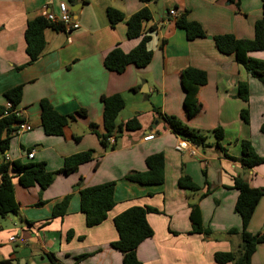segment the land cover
<instances>
[{
    "label": "crops",
    "instance_id": "0c3cea01",
    "mask_svg": "<svg viewBox=\"0 0 264 264\" xmlns=\"http://www.w3.org/2000/svg\"><path fill=\"white\" fill-rule=\"evenodd\" d=\"M60 2L67 3L79 28H46L45 49L29 63L28 21L44 11L59 16ZM110 7L121 11L125 19L112 25L107 16ZM145 7L152 13L145 23L152 61L145 67L130 64L121 73L108 70L105 57L115 46L128 52L139 44L140 38L127 37L126 20ZM172 8L180 14L187 11V19L199 22L207 36L189 40L177 26V18L169 14ZM263 16L262 0H0V107L8 102L7 90L23 85L18 111L31 126L14 133L8 150L11 160L43 161L48 170L59 171L72 154L92 150L94 157L74 172L58 173L44 190L37 184L24 187L14 179L19 208L15 214L0 217V264H123L122 252L112 246L119 237L114 218L132 206L147 209L154 231L137 248L141 264H232L218 263L214 255L241 246L240 232L229 233L233 228L241 231V218L235 211V177L264 187V163L247 168L239 159L243 139L264 156V83L239 64L234 54L220 52L213 37L253 38L255 23ZM250 56L264 59V50L252 51ZM190 66L208 76L197 90L201 107L193 118L187 116L182 79V71ZM240 82L249 86L248 102L238 97ZM118 93L126 102L118 123L137 117L141 128L116 132L114 147L105 148L99 138L105 133L102 96ZM42 99H48L60 113L75 115L63 135L46 134L41 123ZM244 108L249 109L248 122L241 117ZM81 109L85 115L78 113ZM165 115L177 116L207 135L208 146H198L197 156L176 150L183 138L172 130ZM219 126L225 132L221 145L226 151L215 144L213 131ZM150 133L154 138L145 140ZM159 152L165 157L162 184L127 178L133 171H145L146 158ZM182 175L199 188L180 187ZM109 181H116V204L102 223L89 227L81 210L80 190ZM67 195L71 197L66 213L53 217L55 206ZM191 204L200 206L210 235L192 233ZM263 229L264 196L249 224L254 234ZM88 253L85 259H77ZM252 264H264V242L257 245Z\"/></svg>",
    "mask_w": 264,
    "mask_h": 264
},
{
    "label": "trees",
    "instance_id": "16d2710c",
    "mask_svg": "<svg viewBox=\"0 0 264 264\" xmlns=\"http://www.w3.org/2000/svg\"><path fill=\"white\" fill-rule=\"evenodd\" d=\"M149 1V0H144ZM263 4H264V0ZM187 11L183 12L177 19L176 24L184 29L187 38L193 40L199 37H206L207 33L203 26L197 22L187 19ZM107 16L112 25L125 19L124 14L115 9L108 8ZM152 18L149 8L145 7L131 15L127 20V37L130 39L140 38L139 44L132 50L126 52L120 46H115L105 57L104 64L110 71L121 73L130 64L138 67L147 66L153 58V51L148 48L151 36L145 29V23ZM48 27L54 29H64L60 22H52L45 16L39 15L28 21L25 38L27 42V53L29 63L37 60L43 53L46 46L44 30ZM216 47L224 54H234L236 61L243 65L254 77L264 83V59L250 56V52L264 50V16L255 23V35L253 38H237L233 34H219L213 37ZM182 79L186 90L185 106L187 116L193 118L200 110V103L196 93L200 86L208 81L207 73L196 67H186L182 71ZM23 95V85H17L5 92L7 101L11 102V107L6 105L0 107V217H5L11 213L18 212V202L15 197V183L17 178L24 187L39 185L42 190L52 184L58 173L69 174L78 169L81 164L91 161L93 151L88 150L72 154L65 158L64 165L59 171H50L43 161H22L21 159L7 161L4 154L10 149L11 139L17 130V124L23 122L18 111V106ZM238 97L248 102L250 97L249 86L246 82H240L238 86ZM104 105L103 119L105 133L100 134L101 144L105 148L114 147L109 139L123 129L134 131L141 128V123L137 117L129 119L126 123H118V117L125 108L126 102L121 94L102 96ZM41 123L48 135H63L64 129L75 119L74 114L60 113L48 99L40 101ZM80 115H85L86 110L78 111ZM241 117L244 121H249V109L241 110ZM164 119L172 130L184 140L199 146H208V136L197 129L183 122L174 115H165ZM264 131V125L262 126ZM215 144L219 149L226 151L221 145L224 138V129L219 126L214 129ZM242 154L239 158L241 163L252 168L264 163V156H261L248 139L240 141ZM226 155L230 156L227 152ZM147 169L145 171H133L127 178L142 184H162L165 180V157L162 152L154 153L146 158ZM179 186L189 190H197V184L187 175H182L178 180ZM115 186L116 181H109L95 186L83 187L81 193V210L86 216V223L89 227L102 223L108 216V212L115 206ZM234 188L238 190V198L235 203V211L241 218V231L233 228L229 233L240 232L241 246L237 251H218L214 257L218 263L232 264H252V256L257 249V245L264 242V232L257 234L249 230V224L255 209L264 196V187H255L242 176L234 179ZM70 195H67L59 202L53 211V217L63 216L70 202ZM40 201L39 203H41ZM190 220L192 233H203L210 235L212 231L206 228L202 221V213L198 204L190 205ZM114 223L119 237L112 243V246L123 254V264H141L137 255V248L144 240L152 237L154 231L147 219V209L142 206H132L114 218ZM71 236L72 233L70 232ZM90 254H83L77 257L78 260L85 259ZM2 264H8L2 262Z\"/></svg>",
    "mask_w": 264,
    "mask_h": 264
},
{
    "label": "built area",
    "instance_id": "2783aa9c",
    "mask_svg": "<svg viewBox=\"0 0 264 264\" xmlns=\"http://www.w3.org/2000/svg\"><path fill=\"white\" fill-rule=\"evenodd\" d=\"M59 7H60V14L59 16H56L54 15L53 13L51 12H47V11H44V14L43 16H45L48 20L52 21V22H60L64 25V27L68 28V29H77L79 28L80 26V23L73 19V16L70 12V9L67 5L66 2H60L59 4ZM169 14L175 18H178L181 14L180 12H178L176 9L172 8L169 10ZM6 107H11V102H7L6 103ZM17 114H19V111H16ZM31 129V126L24 123V122H21L19 124H17V130L15 131V133H21L22 131H28ZM154 134L153 133H150L148 135H146L144 137L145 140H150V139H153L154 138ZM115 140H116V137L113 135L110 137L109 139V142L110 144H114L115 143ZM176 150L178 151H188L190 152V154L194 155V156H197L200 154V151L198 150V146L188 142L187 140H180L178 142V144L176 145ZM34 152L35 150L32 149L30 151V153H28V157L30 159H32L34 157ZM2 156V154L0 153V157ZM4 158L5 160L7 161H10L11 158L9 156L8 153H5L4 154ZM264 232V229L262 230ZM14 237H12L11 239H13Z\"/></svg>",
    "mask_w": 264,
    "mask_h": 264
}]
</instances>
